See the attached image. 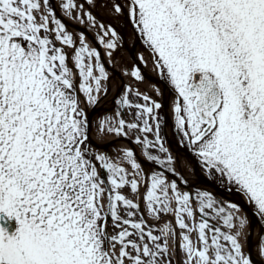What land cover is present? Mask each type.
I'll return each instance as SVG.
<instances>
[{"label": "snow or ice", "instance_id": "1", "mask_svg": "<svg viewBox=\"0 0 264 264\" xmlns=\"http://www.w3.org/2000/svg\"><path fill=\"white\" fill-rule=\"evenodd\" d=\"M0 213V264H264V0H0Z\"/></svg>", "mask_w": 264, "mask_h": 264}, {"label": "water", "instance_id": "2", "mask_svg": "<svg viewBox=\"0 0 264 264\" xmlns=\"http://www.w3.org/2000/svg\"><path fill=\"white\" fill-rule=\"evenodd\" d=\"M62 19H64L65 23H67V22L72 23L73 25H75L76 27H78L80 30H84L88 34V36L90 38H92L93 35L91 34L90 31H88V29L84 25H81V24H79L77 22H74V21H72V20H70L68 18L62 17ZM133 44L134 45H132V46H128V47L125 46V52H126L127 57L129 58L130 62H131V57H130V51L129 50H132L136 46L138 48L141 47V41H139L138 39H136ZM105 63H106V66L111 67L113 69V72H115V67L114 66L108 65L107 62H105ZM144 72H145V74H148L151 78H153L156 82H158V77L154 73H152L150 71V69L144 68ZM111 101H112V104H113V99H111ZM103 109H109L110 110V108H105V107L101 106L100 108L96 109V111H102ZM89 111L91 112L93 110L90 109ZM171 144H172V147L173 148L176 147L175 140H172L171 141ZM191 159H192L193 163H195L194 159L193 158H191ZM200 172H201V175L199 177L201 178L202 181L199 184L204 185V186H212V187H214L216 189L217 192L223 193L225 196H228L229 195L228 193L224 192V189L219 188L218 186H216L215 184H213L211 182V180L207 179L206 176L202 173L201 170H200ZM229 198L234 199V200H237V201H242L243 204H244V206H245V208L248 210L249 213H251V211H252L251 207L248 204L245 203V201L243 200L242 197L239 196V194L231 195ZM0 225H2L4 228H6L8 232H11L12 233V231H10V228H12V226H7L6 219L4 217H0ZM255 243L256 242H255V239H254V249H255Z\"/></svg>", "mask_w": 264, "mask_h": 264}, {"label": "bare ground", "instance_id": "3", "mask_svg": "<svg viewBox=\"0 0 264 264\" xmlns=\"http://www.w3.org/2000/svg\"><path fill=\"white\" fill-rule=\"evenodd\" d=\"M105 15L106 16H108V14L107 13H105ZM119 25V24H118ZM117 25V26H118ZM119 27V26H118ZM131 43H132V39L131 38H128L127 40H126V43H125V45H126V47H128V45H131ZM135 49H137V48H135ZM134 49V50H135ZM133 50V51H134ZM123 54V56L125 57V58H127L128 59V62H129V64L131 63L130 62V60H129V58L127 57V55L125 54V51L122 53ZM115 74L117 75V76H120L121 75V72H120V68L119 67H115ZM124 79H128V77H124ZM142 88H144L145 86L142 84V85H140ZM149 87H150V85H149ZM152 94L155 96L156 95V93L153 91L152 92ZM110 98H111V95H109L102 103H106V104H108L109 103V101L108 100H110ZM189 178L190 179H194V177H191V176H189ZM199 181V180H198ZM197 181V182H198ZM242 204V203H241ZM252 247H253V249H254V238H253V240H252Z\"/></svg>", "mask_w": 264, "mask_h": 264}, {"label": "flooded vegetation", "instance_id": "4", "mask_svg": "<svg viewBox=\"0 0 264 264\" xmlns=\"http://www.w3.org/2000/svg\"><path fill=\"white\" fill-rule=\"evenodd\" d=\"M213 182H215V180H213ZM215 183H216V182H215ZM0 215H4L7 219L13 221L14 229H13V233H12V234H14V233L16 232L17 228L19 227V225H18L16 219H15L14 217H12V218L7 217V215H6L5 213H0ZM10 231H11V230H10ZM12 234H10V235H12Z\"/></svg>", "mask_w": 264, "mask_h": 264}, {"label": "rangeland", "instance_id": "5", "mask_svg": "<svg viewBox=\"0 0 264 264\" xmlns=\"http://www.w3.org/2000/svg\"><path fill=\"white\" fill-rule=\"evenodd\" d=\"M98 2H99V3H103L104 0H98ZM99 11H103V12H105L103 9H100ZM186 174H187V173H186Z\"/></svg>", "mask_w": 264, "mask_h": 264}]
</instances>
